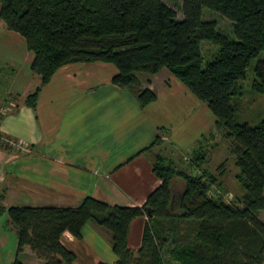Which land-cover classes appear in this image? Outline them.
<instances>
[{
    "label": "trees",
    "instance_id": "trees-1",
    "mask_svg": "<svg viewBox=\"0 0 264 264\" xmlns=\"http://www.w3.org/2000/svg\"><path fill=\"white\" fill-rule=\"evenodd\" d=\"M203 7L228 19L235 38L218 31L214 21L203 20ZM182 13L178 20L161 0H0V19L22 36L33 54L29 68L39 76L24 105L34 110L40 89L68 64H112L117 70L112 83L133 89L138 74L166 68L206 105L215 130L233 138L235 179L243 190L231 202L213 194L212 187L222 188V183L204 166L203 142L214 139L211 130L197 139L186 168L162 153L155 155L152 171L161 183L141 206L110 205L91 196L75 206H4L0 192V216L6 214L16 231L12 264H23L19 255L25 247L42 264H74L75 254L61 236L68 231L80 238L87 222L108 232L117 257L113 264H264V222L259 218L264 210V107L254 125L238 120L244 95L239 81L264 48V0H182ZM203 41L218 46L208 60L202 56ZM253 72L251 91L264 96V58ZM134 91L141 106L157 97L148 88ZM14 99L5 102L16 108ZM155 137L150 147L160 135ZM16 143L0 134L1 150L17 148ZM175 179L181 183L177 190ZM141 215L147 218L141 243L131 250L129 223Z\"/></svg>",
    "mask_w": 264,
    "mask_h": 264
},
{
    "label": "crops",
    "instance_id": "crops-1",
    "mask_svg": "<svg viewBox=\"0 0 264 264\" xmlns=\"http://www.w3.org/2000/svg\"><path fill=\"white\" fill-rule=\"evenodd\" d=\"M32 58L22 36L0 19V101L15 96L17 105L0 120V134L26 146L0 149L4 206L20 200L30 206H75L86 196L110 205L141 206L161 183L152 161L166 152L162 144L169 127L182 118L206 130L212 125L207 108L198 106L166 68L138 74L134 89L148 88L157 95L141 106L133 88L112 83L117 70L104 62L59 68L40 89L33 110L23 104L39 83L29 68ZM157 134L160 138L150 147ZM146 221L141 215L129 223V249L139 248ZM61 243L75 254L74 264H113L117 259L108 232L92 222L84 224L80 238L65 231Z\"/></svg>",
    "mask_w": 264,
    "mask_h": 264
},
{
    "label": "rangeland",
    "instance_id": "rangeland-1",
    "mask_svg": "<svg viewBox=\"0 0 264 264\" xmlns=\"http://www.w3.org/2000/svg\"><path fill=\"white\" fill-rule=\"evenodd\" d=\"M161 1L174 10L178 20L183 18L182 0ZM201 16L205 21H214L216 23V29L227 35L230 39L235 38L234 34L232 33L230 21L224 18L219 12L207 7H203ZM217 47L218 46L214 43L203 41L201 52L204 60L210 59L211 55L217 50ZM263 58L264 48L256 57L251 60L247 68L245 78L239 81L242 90H244V95L242 96V107L240 111V117L238 116V120L240 122L247 120L251 125H254L263 117L262 111L264 107V96L251 91L252 82L254 79L253 68L257 61ZM188 92L192 100H194L198 106H204V108H207L206 105L196 98L189 90ZM0 102H3V105L6 103L8 104V102H4V100ZM207 112V114H209L207 116H212L213 118L210 130L214 131L215 118L209 110ZM210 130H206L200 125L195 126L194 124H189L188 122H185L183 118L177 120V124L175 126L169 127V133L167 134L168 140L162 144L166 148L164 155L173 159L178 167L186 168L192 152L197 148V139L199 138L200 134H206ZM232 141L233 138L224 137L223 130L219 129L217 131L215 130L214 139L203 142L205 143L203 150L206 152L204 166L210 172L217 175L218 178L222 177V179H220V181L223 183L222 188L213 186L212 192L213 194L220 196L226 202H231L234 199H240L243 193L242 188L235 179L237 168L234 165V155L230 151ZM191 172L195 173L196 170L192 169ZM180 186L181 183L178 181L175 183L174 189L177 190L180 188ZM23 203H27V201L20 200L9 205H23ZM259 218L264 222V210L259 212ZM6 219V214L0 216V264H12L16 254L15 227L12 224L7 223ZM24 250H29V253H24L25 251H23L19 255V259L23 264H42L40 259L36 258L34 255H32V253H30L29 247H25ZM168 264L177 263L169 262Z\"/></svg>",
    "mask_w": 264,
    "mask_h": 264
},
{
    "label": "built area",
    "instance_id": "built-area-1",
    "mask_svg": "<svg viewBox=\"0 0 264 264\" xmlns=\"http://www.w3.org/2000/svg\"><path fill=\"white\" fill-rule=\"evenodd\" d=\"M14 106L13 102L9 101L8 104L6 103L5 105H3L2 107H0V115L5 114L7 111H9L10 108H12ZM9 143L13 144V142L10 140H8ZM16 147L19 149H25V145L17 142Z\"/></svg>",
    "mask_w": 264,
    "mask_h": 264
}]
</instances>
